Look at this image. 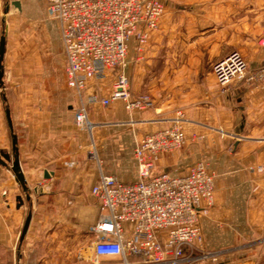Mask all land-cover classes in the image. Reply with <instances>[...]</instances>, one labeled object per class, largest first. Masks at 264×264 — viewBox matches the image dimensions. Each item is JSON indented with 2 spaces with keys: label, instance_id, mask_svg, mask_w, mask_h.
<instances>
[{
  "label": "crops",
  "instance_id": "obj_1",
  "mask_svg": "<svg viewBox=\"0 0 264 264\" xmlns=\"http://www.w3.org/2000/svg\"><path fill=\"white\" fill-rule=\"evenodd\" d=\"M13 2H20L21 10ZM163 2L165 13L158 30L141 51L133 40L128 54L132 95L150 96L154 108L130 113L121 101L107 108L92 106L95 127L89 146L75 129L80 100L67 85L66 59L59 60V88L50 90L48 100H41L34 88L21 86L27 75L34 82L36 60L33 57L25 67L14 57L13 25L21 16L45 17L46 4L0 0V41L5 30L7 38L3 81L14 84L13 95L6 100V88L0 86V152L12 151V142L4 135V122L9 128L8 106L31 195L27 201L12 163L0 164V264H93L95 238L88 230L101 209L92 188L102 173L136 182L137 142L170 127L179 113L186 143L173 154L160 155L156 168L185 175L202 162L215 174L214 202L201 221L206 247L225 251L245 238L247 225L264 218V85L247 76L223 89L212 71L233 51L240 52L252 69L264 65V48L259 44L264 0ZM46 32L52 53L65 56L59 24L50 20ZM112 81L109 75L102 82H89L84 99L106 96ZM19 196L24 201L21 207ZM29 213L32 219L21 240ZM100 261L123 262L119 257ZM138 261L129 258L131 264Z\"/></svg>",
  "mask_w": 264,
  "mask_h": 264
},
{
  "label": "built area",
  "instance_id": "obj_2",
  "mask_svg": "<svg viewBox=\"0 0 264 264\" xmlns=\"http://www.w3.org/2000/svg\"><path fill=\"white\" fill-rule=\"evenodd\" d=\"M48 17L60 26L66 59L67 85L79 97L75 110L76 127L92 130L91 107L107 108L123 102L128 112L154 108L150 96L135 97L127 73L128 54L135 40L141 51L150 34L158 30L165 13L163 0H43ZM259 44L264 48V26ZM219 86L229 88L236 81L264 85V65L252 69L245 57L233 51L213 65ZM113 81L106 96L84 99L89 82ZM181 113L170 127L146 135L135 147L138 180L120 181L101 174L92 188L100 205L98 221L88 233L95 238L93 264L102 258L119 257L122 264H192L217 257L203 252L201 218L213 205L215 177L208 165L199 162L185 175L158 172L156 160L173 154L186 143Z\"/></svg>",
  "mask_w": 264,
  "mask_h": 264
},
{
  "label": "rangeland",
  "instance_id": "obj_3",
  "mask_svg": "<svg viewBox=\"0 0 264 264\" xmlns=\"http://www.w3.org/2000/svg\"><path fill=\"white\" fill-rule=\"evenodd\" d=\"M38 5V7H40L42 3L38 2ZM50 20L48 13L45 17H19L13 25L14 32L11 46L12 50L15 51L14 57L17 56L19 58V63H25V67H27L28 62L32 63V58L35 57L36 72L34 82L32 83L31 76L23 75L24 80L21 82H24V84L21 86L23 88H34L37 92H40L39 95L41 96L39 98L44 101L49 99L50 90L59 88V78L57 76L59 69L57 67H59V60H65L64 54L55 56L52 53V49L48 46L49 38L47 36L46 26ZM19 67L23 68V66ZM28 80L30 81L29 86H27ZM5 84L6 90L4 91V96L9 99V96L13 95L12 88L14 84H12L11 81H5ZM11 84L13 86H11ZM8 87L10 88L7 90ZM90 121L93 123L91 113ZM4 125V135L12 142L10 129L7 127L6 122H4ZM94 127L95 125L93 124V129ZM75 129L78 130L77 132L83 134L88 145L91 146V142L93 141V129L85 130L76 126ZM14 133H16L15 130ZM90 150L91 155L95 158V151H93V148H90ZM10 153L12 154V151H10ZM261 169L262 168H259L260 171ZM214 177L216 191L215 174ZM245 228L247 233L245 234V238L237 240L234 245L230 246V248L225 251L209 249L206 247L204 238V246H202L204 251L197 252L196 255L201 256L202 254L217 253L214 254L217 257L212 256L205 261L192 264H264V218L255 219L254 223L247 225Z\"/></svg>",
  "mask_w": 264,
  "mask_h": 264
},
{
  "label": "water",
  "instance_id": "obj_4",
  "mask_svg": "<svg viewBox=\"0 0 264 264\" xmlns=\"http://www.w3.org/2000/svg\"><path fill=\"white\" fill-rule=\"evenodd\" d=\"M15 6H17L21 10V4L20 2H13ZM9 12V8H6L5 14ZM6 18H4V24ZM6 43H7V38H6V31L4 32L3 36L1 37L0 41V86H4V58H5V53H6ZM4 99L6 100V97L4 96ZM5 115L7 119V123L11 132V139H12V154L5 153V152H0V164L7 166V163H12V173L14 174L16 181L20 184L21 188L23 189V192L26 196L27 201H31V195H30V190L27 186V182L24 176V173L21 168L20 160H19V150H18V138L16 134L14 133V127H13V122H12V117H11V111L10 108L7 106L5 110ZM48 178V176H47ZM37 192V190H35ZM18 207H21L24 203L23 198L21 196L18 197ZM32 219V213H29L27 220L25 222L21 240L24 239L30 222Z\"/></svg>",
  "mask_w": 264,
  "mask_h": 264
}]
</instances>
